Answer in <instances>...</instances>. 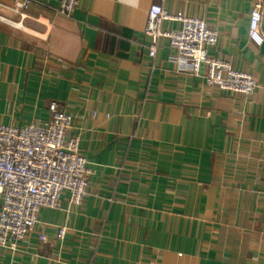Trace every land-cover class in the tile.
I'll return each mask as SVG.
<instances>
[{"label": "crops", "instance_id": "crops-1", "mask_svg": "<svg viewBox=\"0 0 264 264\" xmlns=\"http://www.w3.org/2000/svg\"><path fill=\"white\" fill-rule=\"evenodd\" d=\"M157 2L80 0L67 18L33 0L28 30L0 20V124L46 123L56 101L93 170L82 204L64 191L0 264H264V43L249 37L264 0L162 2L218 30L209 52L257 79L249 96L208 86L167 40L149 55Z\"/></svg>", "mask_w": 264, "mask_h": 264}, {"label": "built area", "instance_id": "built-area-1", "mask_svg": "<svg viewBox=\"0 0 264 264\" xmlns=\"http://www.w3.org/2000/svg\"><path fill=\"white\" fill-rule=\"evenodd\" d=\"M56 13L70 18L80 0H57ZM151 5L145 36L149 55L155 57L161 40L176 50L179 63H188L191 72L203 76L210 87L233 94L252 95L259 88L250 73L235 69L224 59L210 54L219 41L217 29L200 17L170 13L162 3ZM33 0H14L9 8L17 18L0 13V20L21 30H28L25 19ZM0 6L2 4L0 3ZM262 3L251 12L249 37L258 46L264 43L261 31ZM166 21L178 22V28H166ZM46 123L30 122L18 127L0 124V248L16 250L39 223L42 208H59L62 193L70 192V203L81 205L90 185L93 170L80 151V135H70L73 127L67 108L51 102ZM67 227L58 229L64 239ZM41 241L47 236L42 234Z\"/></svg>", "mask_w": 264, "mask_h": 264}]
</instances>
